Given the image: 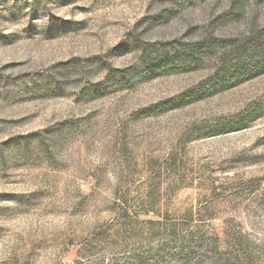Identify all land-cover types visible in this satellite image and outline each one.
<instances>
[{"label":"rangeland","instance_id":"rangeland-1","mask_svg":"<svg viewBox=\"0 0 264 264\" xmlns=\"http://www.w3.org/2000/svg\"><path fill=\"white\" fill-rule=\"evenodd\" d=\"M263 59L264 0H0V264H264V73L147 112Z\"/></svg>","mask_w":264,"mask_h":264},{"label":"trees","instance_id":"trees-1","mask_svg":"<svg viewBox=\"0 0 264 264\" xmlns=\"http://www.w3.org/2000/svg\"><path fill=\"white\" fill-rule=\"evenodd\" d=\"M211 46H212L211 44H208V45L197 44L196 47L191 51L190 55H188V56L189 57L191 56L193 59H196L197 54H200L205 49L211 48ZM179 57L185 58L187 56L180 54ZM183 58H181V59H183ZM177 59H178L177 55H174V56H167L166 55L163 57L162 66L164 68H167V69L172 68V69H170L169 73L177 72L178 68L175 67L176 62L178 61ZM173 68H177V69H173ZM261 73H264V59L262 61H260L259 63L253 64L251 68L243 69L235 75H227V76L223 77L222 79L211 82L207 86H200L197 88H193V89L189 90L188 92H185L182 95H179L173 99L159 103L157 105H154L147 112L155 114L156 112H162L165 110H172V109L184 107V106H186L192 102H195L197 100L205 98L210 91L211 92H217L219 90L218 88L221 86H223V88H230L232 86L231 84L234 81L239 80V78H241V77L245 76V78L243 80H248L252 76H255L256 74H261Z\"/></svg>","mask_w":264,"mask_h":264}]
</instances>
